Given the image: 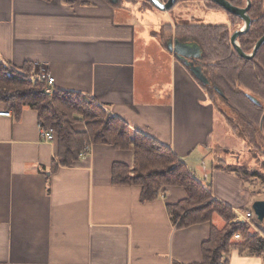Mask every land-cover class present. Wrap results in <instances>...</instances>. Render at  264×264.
Segmentation results:
<instances>
[{
    "label": "crops",
    "instance_id": "obj_1",
    "mask_svg": "<svg viewBox=\"0 0 264 264\" xmlns=\"http://www.w3.org/2000/svg\"><path fill=\"white\" fill-rule=\"evenodd\" d=\"M202 2L230 25L228 13ZM159 12L161 20L152 6L107 0H0V61L14 70L31 65L27 72L55 78L54 89L94 99L132 132L170 147L236 215L251 210L257 198L247 182L208 153L218 109L169 49L186 40L178 25L219 24ZM89 148L73 166L56 167L59 143L43 140L36 110L0 116V264L203 263L212 223L180 228L167 209L186 190L169 186L142 201L139 185L113 182L115 164H133L132 148ZM213 224L225 221L215 215ZM222 264L264 260L233 250Z\"/></svg>",
    "mask_w": 264,
    "mask_h": 264
},
{
    "label": "trees",
    "instance_id": "obj_2",
    "mask_svg": "<svg viewBox=\"0 0 264 264\" xmlns=\"http://www.w3.org/2000/svg\"><path fill=\"white\" fill-rule=\"evenodd\" d=\"M229 1L242 6L246 0ZM251 1V27L238 38L241 48L247 53H251L256 42L264 36V0ZM208 4L213 8H221L211 1ZM230 15L232 25H178V35L184 34L192 38L201 47L200 65L210 84L204 85L197 80L216 108L217 92L214 88L218 87L228 106L235 108L239 117L246 116L248 124L251 127L255 124L257 131L264 134V44L253 58L240 57L230 38L234 27L242 22L237 16ZM9 67L0 61V108L11 110L16 115L26 106L37 111L39 122L55 130L59 143L56 167L73 166L81 158L86 146L91 144H110L119 149L132 148L134 161L131 166L114 165V184L139 185L142 201L156 199L165 187H183L187 197L176 204L167 205V209L180 228L212 223L210 239L203 244L204 262L201 264H222L223 258L233 250L244 255L262 257L264 260V238L253 233L247 223L237 222L233 208L215 200L210 187L205 188L170 147L139 132H132L119 118L107 117L104 109L94 99L81 93L59 89L46 93L45 82L37 81L33 84L31 78ZM30 69L31 65L25 70ZM247 94L255 96L261 105L252 102ZM226 121L232 128L233 135L239 139L244 140V134L249 132L252 139L256 133L249 126V131H244L231 119L226 118ZM83 122L86 131L75 128L78 123ZM227 169L245 180L239 169ZM251 193L255 196L253 190ZM215 215L225 221L222 229L213 224ZM254 224L259 226L257 218L254 219ZM236 234L241 236L240 241L234 240Z\"/></svg>",
    "mask_w": 264,
    "mask_h": 264
},
{
    "label": "rangeland",
    "instance_id": "obj_3",
    "mask_svg": "<svg viewBox=\"0 0 264 264\" xmlns=\"http://www.w3.org/2000/svg\"><path fill=\"white\" fill-rule=\"evenodd\" d=\"M139 2L140 0H137L135 4H129L133 8L137 9V11H141L144 8ZM154 9L156 11V14L153 15V17L157 18V20L163 19L160 16L161 14L159 10H156V7H154ZM208 9L209 8L203 4L202 0H181V2H179L169 11V13L174 18L177 17L180 19L191 20V16H195V19L201 22H207L210 24H227L222 23L228 22V20L224 19L221 16V11L207 12ZM137 13L138 16L141 17L140 12ZM243 26L244 23L242 22L239 26L234 27V30L241 29L243 28ZM185 38L192 39L190 37ZM187 41L196 42L194 40ZM9 68L11 70H14L11 67ZM25 69L14 71L31 78L33 84H35L37 81H40L32 78L33 76H35V74H31ZM215 102L218 108V111H216L215 115L216 127L210 139L209 146L211 147L210 149H208V153L210 154V156L214 155L216 156V158L219 157L222 160L223 158H226L225 161L229 162L230 164L227 165L228 167L237 168L241 171L240 173L244 176L245 181L250 186L251 190L254 191L255 199L257 198V200H264V134L257 131L258 128L255 124L251 127L248 124L249 120L246 116L240 115V118L237 115L238 111L235 108H231L230 106H228L224 97L219 95L218 92L215 94ZM233 109H235V111ZM105 113L107 117H113L106 111ZM226 118H229L231 119V121H234L235 123L240 125V130L243 129L244 131H249L247 129V126L251 127L254 131H256L254 137L251 139L250 132H244L245 141L234 136L232 133V128L227 124ZM81 124L84 125L85 122ZM210 162V160H207L205 166L209 167ZM221 163L223 165L226 164L224 161H222ZM247 224L249 225L253 233L264 238V222H260L259 226L254 224V222H249Z\"/></svg>",
    "mask_w": 264,
    "mask_h": 264
},
{
    "label": "water",
    "instance_id": "obj_4",
    "mask_svg": "<svg viewBox=\"0 0 264 264\" xmlns=\"http://www.w3.org/2000/svg\"><path fill=\"white\" fill-rule=\"evenodd\" d=\"M178 0H168L163 3L161 0H150L152 5L162 12L170 11L172 7L177 3ZM221 6L223 9L229 13L238 16L244 22V28L241 30L234 31L231 42L236 49L239 56L250 59L255 56L259 48L264 44V36L261 37L255 44L253 52L251 54L243 51L241 46L238 44L237 39L240 35L247 32L252 24V17L249 15V9L251 7V0H246L247 5L245 7L233 5L228 0H208ZM169 49L175 53L177 58L187 66L188 69L195 75V77L204 85H209L210 81L208 77L204 74V71L200 64H196L195 61L200 60L202 50L198 43L193 41L181 42L180 40H175L170 44ZM218 93L222 94L221 91L216 88ZM251 101L257 105H261V102L253 95H247ZM264 118V117H263ZM263 123V119L262 122ZM252 209L259 222H264V200H256L252 204Z\"/></svg>",
    "mask_w": 264,
    "mask_h": 264
},
{
    "label": "built area",
    "instance_id": "obj_5",
    "mask_svg": "<svg viewBox=\"0 0 264 264\" xmlns=\"http://www.w3.org/2000/svg\"><path fill=\"white\" fill-rule=\"evenodd\" d=\"M32 78L40 80L41 82H45L44 90L46 91V93L50 94L54 91L55 78L52 75L47 74L45 72H39V73H35V76H33ZM0 116L12 117L13 113L11 110L0 108ZM40 129H41V136L44 141L53 142L56 140V133L53 128H47L42 123H40ZM89 149H90L89 146H86V149L81 153V157L85 158L89 153ZM255 218L257 217L253 209H251L243 213H237L236 221L240 223H249V222H254ZM234 240L240 241L241 236L239 234H236L234 236Z\"/></svg>",
    "mask_w": 264,
    "mask_h": 264
},
{
    "label": "flooded vegetation",
    "instance_id": "obj_6",
    "mask_svg": "<svg viewBox=\"0 0 264 264\" xmlns=\"http://www.w3.org/2000/svg\"><path fill=\"white\" fill-rule=\"evenodd\" d=\"M107 1H109V2H111L112 4H115V5H124L125 3H132V4H135L136 3V1L135 0H107ZM163 3H166L168 0H161ZM208 1V0H207ZM229 1V0H228ZM179 2H181V0H178L177 1V3L175 4V5H177ZM210 2V1H209ZM141 5H142V7L144 8V9H142V10H145V9H148L149 7H154V5H152V3L150 2V0H140V2H139ZM232 3V2H231ZM233 4V3H232ZM174 5V6H175ZM209 5V4H208ZM234 5V4H233ZM247 5V2L245 1V4L244 5H242L241 7H245ZM173 6V7H174ZM210 6V5H209ZM237 6V5H236ZM251 6H252V1H251ZM172 7V8H173ZM211 7V6H210ZM213 8V7H212ZM251 8V7H250ZM215 9H221V10H223V11H225L226 13H228L229 15L231 14V13H229L228 11H226L225 9H223L222 7L221 8H215ZM250 10V9H249ZM250 15V14H249ZM236 16V15H235ZM251 16V15H250ZM230 17H231V15H230ZM238 17V16H237ZM239 18V17H238ZM240 19V18H239ZM240 21L241 22H243V20L242 19H240ZM244 23V22H243ZM224 25V24H223ZM230 25H232V19H231V23H230ZM229 26V25H228ZM243 28H244V26H243ZM243 28H241V29H243ZM241 29H235V30H233V32H232V35H233V33H234V31H236V30H241ZM232 35H231V37H232ZM240 37V36H239ZM238 37V38H239ZM178 40H180L181 42H188L187 40H193V39H186V40H184L183 39V37H178L177 38ZM183 40V41H182ZM230 41H231V38H230ZM237 42H238V44L240 45V43H239V41H238V39H237ZM231 44H232V42H231ZM233 46V45H232ZM255 46V45H254ZM233 48H234V46H233ZM235 49V48H234ZM235 51H236V49H235ZM244 51V50H243ZM237 52V51H236ZM253 52V51H252ZM251 52V53H252ZM247 53V52H246ZM251 53H249V54H251ZM238 54V53H237ZM239 55V54H238ZM241 57V56H240ZM243 58V57H242ZM245 59V58H244ZM196 62V64H200V60H197V61H195ZM209 80V79H208ZM210 81V80H209ZM216 88H218V87H215L214 89L216 90ZM219 89V88H218ZM220 90V89H219ZM221 91V90H220ZM216 92H218L217 90H216ZM219 95H223V94H220L219 93ZM248 95V94H247ZM249 98V97H248ZM253 102V101H252ZM262 122V121H261ZM261 127H262V123H261Z\"/></svg>",
    "mask_w": 264,
    "mask_h": 264
}]
</instances>
